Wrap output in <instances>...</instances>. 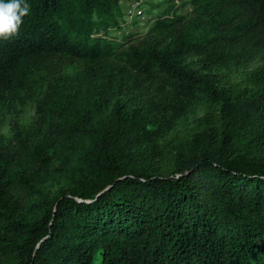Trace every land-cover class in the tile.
Here are the masks:
<instances>
[{
    "label": "trees",
    "instance_id": "obj_1",
    "mask_svg": "<svg viewBox=\"0 0 264 264\" xmlns=\"http://www.w3.org/2000/svg\"><path fill=\"white\" fill-rule=\"evenodd\" d=\"M182 1L119 38L122 0H21L0 264H264V0Z\"/></svg>",
    "mask_w": 264,
    "mask_h": 264
},
{
    "label": "rangeland",
    "instance_id": "obj_2",
    "mask_svg": "<svg viewBox=\"0 0 264 264\" xmlns=\"http://www.w3.org/2000/svg\"><path fill=\"white\" fill-rule=\"evenodd\" d=\"M179 5L180 14H189L191 11V5L183 3L182 0H122V8L124 12V21L121 24L120 30H113L114 34H117L121 38L122 33H142L146 32L154 23V17L156 14L162 12L170 4ZM33 108L27 106L24 110V116L26 120L33 118ZM50 188L52 191L57 192L66 188L65 184L59 180H51Z\"/></svg>",
    "mask_w": 264,
    "mask_h": 264
},
{
    "label": "clouds",
    "instance_id": "obj_3",
    "mask_svg": "<svg viewBox=\"0 0 264 264\" xmlns=\"http://www.w3.org/2000/svg\"><path fill=\"white\" fill-rule=\"evenodd\" d=\"M29 11L21 0H0V36H6L18 29L21 17Z\"/></svg>",
    "mask_w": 264,
    "mask_h": 264
}]
</instances>
